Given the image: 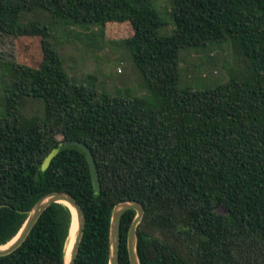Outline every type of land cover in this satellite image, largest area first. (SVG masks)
<instances>
[{
	"label": "trees",
	"instance_id": "trees-1",
	"mask_svg": "<svg viewBox=\"0 0 264 264\" xmlns=\"http://www.w3.org/2000/svg\"><path fill=\"white\" fill-rule=\"evenodd\" d=\"M174 29L152 0H0V38L39 37V67L0 58V246L21 229L36 202L70 194L85 214L75 264H108L113 208L138 201L140 264H264V0H171ZM42 12L48 19L34 16ZM27 16H30L27 17ZM36 17V18H35ZM46 18V17H44ZM75 28L128 23L122 39L145 93L109 94L73 82L58 36ZM227 42L242 67L211 90L179 88L180 52ZM235 60V61H236ZM41 100L24 118L20 101ZM91 150L99 190L85 154ZM121 216L119 264H130ZM72 214L53 203L0 264H65Z\"/></svg>",
	"mask_w": 264,
	"mask_h": 264
},
{
	"label": "rangeland",
	"instance_id": "rangeland-1",
	"mask_svg": "<svg viewBox=\"0 0 264 264\" xmlns=\"http://www.w3.org/2000/svg\"><path fill=\"white\" fill-rule=\"evenodd\" d=\"M152 6L163 23L159 34L171 35L174 29L171 0H152ZM37 13L31 17L48 19L46 14ZM51 23V31L58 36V52L73 82L97 86L99 90L112 95H123L127 90L135 95L145 93L140 74L119 45L122 39L132 35L128 23L106 25L103 37L99 34L98 27H89L86 30L75 28L69 36H65L60 34L61 27L64 26L56 25L53 21ZM0 58L32 68L39 67L42 58L39 37L0 38ZM235 60L227 42L183 49L180 52L178 87L194 91L214 89L228 81L229 71L233 66L242 67L241 62ZM20 112L25 119L41 118V100L21 99ZM56 153L57 150H53L45 157L41 171L47 168Z\"/></svg>",
	"mask_w": 264,
	"mask_h": 264
},
{
	"label": "water",
	"instance_id": "water-1",
	"mask_svg": "<svg viewBox=\"0 0 264 264\" xmlns=\"http://www.w3.org/2000/svg\"><path fill=\"white\" fill-rule=\"evenodd\" d=\"M77 147L84 154L89 166L91 180L96 192L99 190V178L96 171L95 161L91 150L88 146L78 141H66L60 144L57 152L64 147ZM61 203L69 208L72 214L69 235L72 231L73 212H75L76 225L73 230V241L68 252V257L65 259V264H75L78 248L85 228V214L81 206L76 200L68 193L65 192H51L40 198L33 208L28 212V216L18 233L8 242L10 243L6 248L0 249V256L8 255L14 252L26 239L30 230L36 223L41 213L51 204ZM127 210H134L136 215L131 223L127 235V251L130 264H140L136 253V229L138 224L143 218L144 207L138 201H124L117 204L112 211L110 220V233H109V262L108 264H119V242H120V221L122 214ZM69 239V237H68ZM6 243L5 245H7ZM3 245V246H5ZM2 247V246H0Z\"/></svg>",
	"mask_w": 264,
	"mask_h": 264
},
{
	"label": "bare ground",
	"instance_id": "bare-ground-1",
	"mask_svg": "<svg viewBox=\"0 0 264 264\" xmlns=\"http://www.w3.org/2000/svg\"><path fill=\"white\" fill-rule=\"evenodd\" d=\"M72 212H73L72 231H71V233H70V235H69V239H68V242H67V245H66L65 259H67V257H68V252H69V249H70V247H71V243H72V241H73V230H74L75 225H76L75 212H74V211H72ZM9 244H10V243H8V244L5 245V246L0 247V249L6 248V246H8Z\"/></svg>",
	"mask_w": 264,
	"mask_h": 264
}]
</instances>
